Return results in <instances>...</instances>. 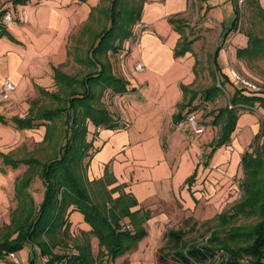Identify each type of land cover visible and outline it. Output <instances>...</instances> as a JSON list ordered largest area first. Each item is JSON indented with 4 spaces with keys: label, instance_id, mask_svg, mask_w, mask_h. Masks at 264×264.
Masks as SVG:
<instances>
[{
    "label": "crops",
    "instance_id": "0c3cea01",
    "mask_svg": "<svg viewBox=\"0 0 264 264\" xmlns=\"http://www.w3.org/2000/svg\"><path fill=\"white\" fill-rule=\"evenodd\" d=\"M99 1L32 0L16 4L13 0H0V22H3V11H10L17 20L16 24L6 25L10 35L0 37V234L14 233L11 228L12 214L18 206L15 199L17 170L24 166L14 167L5 159L10 158V153L24 140L28 141L23 138L24 133L33 130L19 129L10 124L9 119L26 116L19 109L23 104L29 105L27 99L34 94L35 88L43 87L44 90L55 82V68L62 69L70 62L75 35L81 34L83 26L91 20ZM241 1L145 0L134 37L114 59L113 71L129 82V90L113 94L108 105L120 124L107 128L90 123L88 139L92 147L81 174L97 202L131 198L137 202L131 210L138 211L139 217L146 214L147 235L137 247L122 256L120 263L130 262V253L146 248L152 249L157 257L160 242L168 231L167 225L176 213L209 217L206 219L209 220L226 212V184L230 178L227 174H237L240 164L243 169V155L255 142L263 119L260 120L255 112H242L230 140L220 145L217 141L222 123L212 124L213 115H205L226 104L205 111L201 120L200 114L193 112L204 126L202 132H194L188 124L180 129L177 117L184 114L182 120H186L189 114H185L188 111L185 105L200 89L197 88V65L201 57L195 51L197 40L192 50L184 55L177 56L176 48L185 35L196 37L191 35L195 31L192 24L195 8L208 26L219 29L218 37L222 41L217 46L218 63L222 71L230 73L234 66L246 69L247 61L238 56V50L248 45V31L264 35V21L257 14L258 10L264 11V0ZM238 6L241 10L239 27L225 38L224 33L232 26ZM24 9L28 11V21L23 19ZM171 18L185 21L188 27L182 26L179 30ZM138 62L143 63L146 70H136ZM7 80L15 83L16 90L10 98L4 99L1 92ZM234 87L228 84V101ZM219 98L207 103L214 104ZM40 128L46 129L45 126ZM201 154L202 159L199 158ZM12 171L16 174L8 180ZM4 178L7 181L4 182ZM232 187L235 188L229 193L236 199L237 186ZM76 212H71L70 217H76ZM77 215L82 220V216ZM85 225L90 231L91 226ZM16 236L17 232L12 238ZM15 254L17 256L18 252ZM30 258L28 252V263ZM14 262L11 254L0 256V264Z\"/></svg>",
    "mask_w": 264,
    "mask_h": 264
},
{
    "label": "trees",
    "instance_id": "16d2710c",
    "mask_svg": "<svg viewBox=\"0 0 264 264\" xmlns=\"http://www.w3.org/2000/svg\"><path fill=\"white\" fill-rule=\"evenodd\" d=\"M13 1L16 4H27L32 0ZM144 2L145 0H138L137 5L132 4L130 0H111L108 8H101L109 23L94 38L87 56L85 58L80 56L79 45L83 42L80 37L74 39L70 49L72 58L82 63L87 72L82 75H70L56 67L54 79L61 91L52 92L50 95L57 104L32 116L12 118V122L19 129H36L45 126L47 129L45 140L50 137L55 121L62 119L64 139L59 153L45 162L36 157L22 160H13L9 157L5 159L14 167L24 163L30 168L33 167L35 171L39 169L45 191L42 202L37 206L35 198L28 190L34 175L20 179L16 186L17 195L22 198L27 191L33 208L13 234L0 240L2 258L19 252L31 243L37 245L41 256L47 257L44 264H115L118 258L135 248L147 235V230L137 215L138 211L131 210L137 205L136 200L118 198L113 201L112 206L97 202L91 196L81 174L84 160L90 155L89 151L92 147V141L88 139L90 123L96 127L107 128H115L120 124L103 100L105 93L110 91L113 94H120L129 90V82L113 71V63L109 60L105 61L102 57L117 53L123 43L132 37L133 27L141 19ZM97 10H100L99 6ZM5 13L2 12L3 15ZM240 13L238 6L232 26L224 33L225 38L233 30L238 29ZM257 14L264 21V11L258 10ZM171 21L179 30L182 26L188 27V24L179 18H171ZM90 25L91 22L88 21L83 26L81 34L85 31L89 32ZM4 35H10V32L4 22H0V37ZM248 35V45L238 50V56L247 62L264 60V35L256 31H248ZM195 41L196 37L190 38L189 35H185L176 48V55L181 56L192 50ZM218 52L219 47L212 59L213 83L195 91L194 96L185 105V109L188 108L185 114L197 111L202 107L203 102H213L220 96L228 94V84L234 85L228 103L205 115L206 117L213 115L212 124L222 123V133L217 141V145H220L230 140L242 112L264 109V86L261 82V84L256 83L259 89L250 90L237 82L230 73L223 72L218 63ZM183 118L184 114H180L177 123ZM3 121L7 122L4 118ZM255 142L254 151L247 150L242 159L245 197L242 196L232 207V213L224 212L219 216L227 222L226 220L232 216L244 213L247 209L248 212L254 207L260 210L262 220L252 227L234 226L226 229L225 225L223 226L229 235L240 238L244 243L234 246L224 244L218 234L213 233L206 244H188L184 239L185 231L170 229L165 233L168 245L160 247L157 251L160 263L172 260L180 264H215L213 261L217 255H220L218 264H264V119ZM73 211L82 213L84 221L91 226L90 232L98 239L97 255L93 253L90 242L77 245L76 252H55L56 242L42 239L61 230L65 233L71 226L69 215ZM125 218H130L134 228L124 225ZM16 232L17 236L12 238ZM216 242L224 245L216 247L213 245ZM29 264H36L35 257L30 258ZM122 264L129 262L124 261Z\"/></svg>",
    "mask_w": 264,
    "mask_h": 264
},
{
    "label": "rangeland",
    "instance_id": "374dc122",
    "mask_svg": "<svg viewBox=\"0 0 264 264\" xmlns=\"http://www.w3.org/2000/svg\"><path fill=\"white\" fill-rule=\"evenodd\" d=\"M130 2L132 4L138 5V0H133V2L132 0H130ZM110 4H111V0H100L99 5H98L100 10L95 9L94 15L92 17L93 19L89 21V23L91 22L89 32L85 31L81 35H79L80 34L79 32L78 34L75 35L76 37H80L81 40H83V42H81L79 45V49H80L79 53H80V56H82L83 58L87 56V52H89L91 44L94 43V38L109 23L107 17L102 13L101 8H108ZM192 15H193L192 24H193V29L195 31L191 35L196 36L197 42L195 44V51L201 57L199 61V65H198V69L200 73H199V80H198L199 83H198L197 88H200L199 90H202L206 86L213 83V75H212L213 53L222 40L219 39L218 37L219 29L214 26H208L202 14L200 12H197L195 8H193ZM135 33H136V29L135 27H133V35L131 38L134 37ZM131 38H129L128 40H130ZM127 41H125V43ZM125 43H123L121 50L118 51L117 53L122 54V51L126 49L124 47ZM73 52H75V50H73ZM117 53H110L109 55L104 56L102 58L105 61L109 60L111 63H114L115 57H118ZM245 66H246V69L238 68L237 66H234V68L240 74L244 75L247 79L257 84L262 83L261 85L264 86V60H260L257 62H247ZM84 69H85L84 65H82V63L80 62H76L74 58H71L70 62L66 65V67L62 68L63 71H65L66 73L70 75L85 74V71L87 72V70H84ZM42 88H39V87L35 88L34 94L29 96L27 99L29 105L23 104L22 108L19 109L21 110V113H23L26 116H32L37 113H40L45 108H49L57 104L56 100L51 97L50 93L60 92L61 90H60L59 84H56L54 82L50 84L49 86H45L44 90ZM112 97H113V93H111L110 91H107L105 93L103 100L107 106L111 103L113 99ZM227 103H228V95L225 94V95L220 96L218 102L214 104L204 103V102L201 103L202 107L198 109L197 111H194V113L200 114L201 116L200 120H201L205 111H209L211 108H215L218 105L222 106ZM259 109H262V111L259 112L256 109L254 110V112L258 115L260 120H262L264 119V111H263L264 109L263 108H259ZM21 113H19V115ZM9 122L10 124L13 123L11 121V118L9 119ZM55 122L56 123L51 130V135L47 140H45L47 129L36 128V129L31 130L30 132H25L24 133L25 135L23 138L28 140L26 141L27 144L24 140V143L20 145L17 150L12 151L10 153L11 154L10 158L22 160L25 157L32 156V157H36L40 159L42 162H45L55 157L59 153V150L61 148V145L64 139L62 119H58ZM255 143L256 142H253V144L249 146L248 149L246 148V150L254 151ZM26 150L28 151L26 152ZM199 158L202 159V154L199 156ZM20 165H24V166H21L17 170V174L19 178L16 181V186L18 185L20 179H23L24 177H28L29 175H34L33 180L30 183V187L28 188V190L30 191L31 195H33V197L35 198L36 205L39 206L44 196V186H45L42 177L39 175L40 170L37 169L35 171L33 167H31L32 168L31 169L27 164L25 165L24 163ZM14 174L16 173L13 171L10 172L8 174V180L10 176L12 178ZM227 177L228 178L230 177V178L228 179L229 181L226 184L228 185L227 186L228 197H227V203L224 206L225 208L224 211L232 213V207L238 201H240L242 196L243 198L245 197V192L243 188V181L245 180L244 168L242 169L241 164H240L237 174L229 175V176L227 174ZM3 180L5 182L7 181V178H4ZM234 184L237 186L236 187L237 188L236 199L234 198L232 199V194L229 193L230 191H233V189L235 188V187H232ZM15 199L18 200V206L16 207L15 211L12 214L11 230L13 232H15V230L17 229V226L20 225V223L24 220L28 212L33 208L32 203L30 202L28 198L27 191L25 192L24 195H22V198H20L17 195V191H16ZM112 205H113V201H111V203H106V206H112ZM178 207L180 208L181 206L178 205ZM248 210L249 209H247L244 213L238 214L236 216H232L229 220H226L227 222H225V220H222L220 217H214L212 219L206 220L209 217H205V218L202 216L193 217L191 215H186V214L182 215L181 213H176L174 215L173 220H171V222L168 223L167 230L171 228L173 229L175 228L176 230L185 231L184 239L188 244H193V243L206 244L208 243V238H210L213 233H217L224 244H228L232 246L239 245V244L241 245L244 242L240 238H236V237L229 235V233L226 232V230H224L223 226L225 225L226 229H229L230 227H234V226L252 227L262 220L259 209L254 207L251 211L248 212ZM77 214H79V216H82L83 221L77 218L78 216ZM212 216L213 215H210V217ZM139 219L142 220V224L144 227L146 225V214H143L141 217H139ZM69 220L71 222V226L65 233L63 230H61L53 235H47L45 238H42V239H44V241L51 240V241L56 242L57 245L54 249L55 252H76L77 245H83L85 243L90 242L92 244L93 253L97 255L98 250H99L98 239L90 231L86 230V228H89V227H86L85 225L86 223L84 221L83 214L80 212H76V217L75 216L70 217L69 215ZM124 223L126 227L134 228L133 223L130 222V218H125ZM8 235H10L9 232H6V233L2 232L0 234V239L2 240ZM224 244H218L216 242L213 245H215L216 247H222ZM167 245H168L167 238L165 237V234H164L163 239L160 242V247L167 246ZM171 248L173 249V247ZM28 252L31 257H35L36 264H44V262L47 259V257H43L40 255L41 253L37 245L27 244V248L20 250L17 255L21 264L22 263L29 264L27 261ZM127 254L128 253H125L124 255H127ZM130 255H131L130 262L128 260L129 264H180L172 260L164 262V263H160L158 258L155 257V252L150 248H146L145 250L140 251V252H132L130 253ZM122 260H123V257L118 258L115 264H122L120 263ZM133 260L134 262H132ZM219 261H220V255H217L216 259L213 262L215 264H218Z\"/></svg>",
    "mask_w": 264,
    "mask_h": 264
},
{
    "label": "built area",
    "instance_id": "2783aa9c",
    "mask_svg": "<svg viewBox=\"0 0 264 264\" xmlns=\"http://www.w3.org/2000/svg\"><path fill=\"white\" fill-rule=\"evenodd\" d=\"M22 16H23L24 21H28V11L26 9H24L22 11ZM3 22L5 25H10V24H16L17 20L12 16L10 11H7L3 15ZM135 69L138 71H144V70H146V66L143 63L138 62L135 65ZM230 74L234 79H236L239 83L245 85L248 89H250V90H258L259 89V86L255 82L247 79L244 75L240 74L235 68L230 69ZM15 90H16L15 83H13L10 80H7L4 83L3 90L1 92V96L4 99H8V98H10L11 93L14 92ZM187 124L194 132L199 133V132H202L204 129L203 124H201L199 122L197 115L194 113L189 114L186 117V120H182V121L178 122V127L180 129H185ZM11 256L14 258V261L17 264H21L15 253H11Z\"/></svg>",
    "mask_w": 264,
    "mask_h": 264
}]
</instances>
